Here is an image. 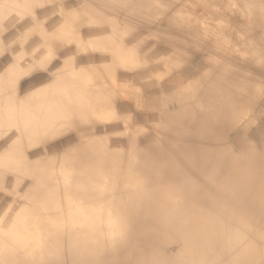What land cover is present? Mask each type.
I'll return each mask as SVG.
<instances>
[{
    "label": "bare ground",
    "instance_id": "1",
    "mask_svg": "<svg viewBox=\"0 0 264 264\" xmlns=\"http://www.w3.org/2000/svg\"><path fill=\"white\" fill-rule=\"evenodd\" d=\"M0 264H264V0H0Z\"/></svg>",
    "mask_w": 264,
    "mask_h": 264
},
{
    "label": "rangeland",
    "instance_id": "2",
    "mask_svg": "<svg viewBox=\"0 0 264 264\" xmlns=\"http://www.w3.org/2000/svg\"><path fill=\"white\" fill-rule=\"evenodd\" d=\"M32 76L28 77V78H31Z\"/></svg>",
    "mask_w": 264,
    "mask_h": 264
}]
</instances>
